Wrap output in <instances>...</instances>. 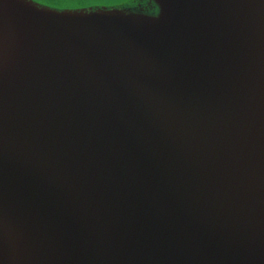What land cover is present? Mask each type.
Listing matches in <instances>:
<instances>
[{
  "label": "water",
  "instance_id": "obj_1",
  "mask_svg": "<svg viewBox=\"0 0 264 264\" xmlns=\"http://www.w3.org/2000/svg\"><path fill=\"white\" fill-rule=\"evenodd\" d=\"M0 264H264V0H0Z\"/></svg>",
  "mask_w": 264,
  "mask_h": 264
},
{
  "label": "flooded vegetation",
  "instance_id": "obj_2",
  "mask_svg": "<svg viewBox=\"0 0 264 264\" xmlns=\"http://www.w3.org/2000/svg\"><path fill=\"white\" fill-rule=\"evenodd\" d=\"M34 1L58 9H78V8H87V7L99 5V4L87 3L84 2V0H76L75 2H70L66 0H34Z\"/></svg>",
  "mask_w": 264,
  "mask_h": 264
},
{
  "label": "snow or ice",
  "instance_id": "obj_3",
  "mask_svg": "<svg viewBox=\"0 0 264 264\" xmlns=\"http://www.w3.org/2000/svg\"><path fill=\"white\" fill-rule=\"evenodd\" d=\"M87 3L99 4L101 6H106L108 4H114L119 2V0H84Z\"/></svg>",
  "mask_w": 264,
  "mask_h": 264
},
{
  "label": "rangeland",
  "instance_id": "obj_4",
  "mask_svg": "<svg viewBox=\"0 0 264 264\" xmlns=\"http://www.w3.org/2000/svg\"><path fill=\"white\" fill-rule=\"evenodd\" d=\"M66 1L75 2L76 0H66Z\"/></svg>",
  "mask_w": 264,
  "mask_h": 264
}]
</instances>
